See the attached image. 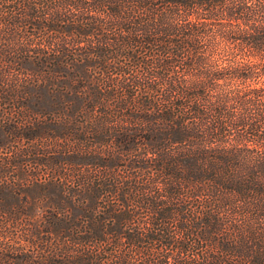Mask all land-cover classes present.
<instances>
[{
    "label": "trees",
    "instance_id": "obj_1",
    "mask_svg": "<svg viewBox=\"0 0 264 264\" xmlns=\"http://www.w3.org/2000/svg\"><path fill=\"white\" fill-rule=\"evenodd\" d=\"M0 264H264V0H0Z\"/></svg>",
    "mask_w": 264,
    "mask_h": 264
}]
</instances>
